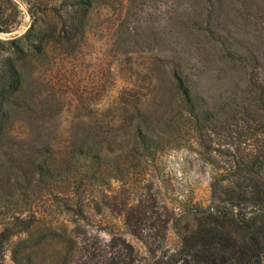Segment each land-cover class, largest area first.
<instances>
[{"label":"rangeland","instance_id":"374dc122","mask_svg":"<svg viewBox=\"0 0 264 264\" xmlns=\"http://www.w3.org/2000/svg\"><path fill=\"white\" fill-rule=\"evenodd\" d=\"M0 1L11 9L6 14L17 10V26L0 33V40L27 32L32 24L28 5L44 32L42 50L31 48L26 66L37 89L27 102V119L52 123L55 159L74 148L68 127L72 121L98 126L110 145L111 171L108 186L80 187L71 197L56 192L59 188L49 196L44 182L20 194L16 186L27 183L22 176L30 179L32 161L41 163L47 150L16 145L13 141L27 128L9 120L2 133L9 140L0 143V233L9 235L2 243L0 264H162L178 245L174 215L190 202L209 204L211 166L200 161L196 147L184 148L182 140H175L162 162L148 171L147 193L143 184L115 179L112 168L128 164L131 138L144 121L159 130L162 117H175L172 68L210 107L245 86L244 71L220 56L264 53V0H222L211 9V28L232 45L229 50L197 29L202 6L197 0H92L83 28L75 33L64 26V0ZM222 135L210 136L208 156L221 167L227 158L217 151L234 153L238 148ZM139 200H147L143 204L149 205V219L125 220L131 210L143 213L146 206L135 208ZM15 216L24 222L17 223ZM132 225H142L143 241L130 234Z\"/></svg>","mask_w":264,"mask_h":264},{"label":"trees","instance_id":"16d2710c","mask_svg":"<svg viewBox=\"0 0 264 264\" xmlns=\"http://www.w3.org/2000/svg\"><path fill=\"white\" fill-rule=\"evenodd\" d=\"M64 1L67 32L81 31L92 0ZM197 1L202 4L199 21L195 23L199 26L197 29L210 34L213 40L229 50L232 45L216 36L210 25L211 9L219 6L222 0ZM28 6L32 24L27 32L10 40H0L3 57L0 60V143L9 140L8 136L2 135L7 122L16 119L27 129L23 137L13 142L32 150L43 147L47 150V157L41 163L34 159L30 179L22 176L21 179L27 183H19L15 189L22 194L33 187L37 190L44 182L49 196L59 188L56 192L71 197L79 192L80 187L99 189L108 186L107 180L111 178L107 165L110 145L98 126L91 128L83 120L72 121L68 127L74 148L68 147L60 159H55L49 138L52 123L47 119H27V102L37 91L26 70L28 59L33 54L29 52L31 48L40 51L44 46L43 29L32 5ZM9 10L0 1V33L3 34L12 32L17 26V10L14 8L13 14L8 15ZM220 60L236 63L237 70L244 71L245 86L210 107L201 97L192 94L182 74L172 68L175 117L171 121L166 116L162 117L165 120L159 130L148 121H144L142 127H136L126 153L128 164L112 168L118 181L126 179L131 181V185L143 184L145 188L148 186L145 179L149 176L148 171L162 162L166 148L175 140H182L180 145L184 148L196 147L200 161L211 166L210 202L207 206L190 202L174 215L178 245L162 264H264V53H222ZM13 99L20 103L15 106ZM151 101L149 97L145 113ZM222 133L232 143H238V148L234 153L217 151L220 157L227 158L221 167L208 156L212 150L210 136H221ZM241 144L244 148H240ZM159 182L164 188V181ZM145 190L147 193L148 188ZM143 202L147 200H139L135 206L137 209L146 206L143 213L131 210L125 220L130 216L140 222L148 220L145 213L149 205ZM13 220L24 222L19 216ZM132 226L130 234L143 241L142 225ZM8 237L6 230L0 233V250ZM127 248L132 252L131 245Z\"/></svg>","mask_w":264,"mask_h":264}]
</instances>
